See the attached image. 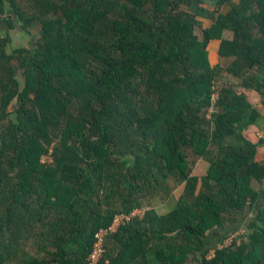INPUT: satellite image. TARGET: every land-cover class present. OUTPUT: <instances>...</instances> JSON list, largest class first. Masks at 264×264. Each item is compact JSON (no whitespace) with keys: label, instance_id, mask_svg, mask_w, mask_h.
Here are the masks:
<instances>
[{"label":"trees","instance_id":"1","mask_svg":"<svg viewBox=\"0 0 264 264\" xmlns=\"http://www.w3.org/2000/svg\"><path fill=\"white\" fill-rule=\"evenodd\" d=\"M13 20L39 24L31 48ZM2 24L0 264H89L136 208L96 264H264V114L242 91L264 105V0H0Z\"/></svg>","mask_w":264,"mask_h":264},{"label":"rangeland","instance_id":"2","mask_svg":"<svg viewBox=\"0 0 264 264\" xmlns=\"http://www.w3.org/2000/svg\"><path fill=\"white\" fill-rule=\"evenodd\" d=\"M226 8L227 7H225L224 9H226ZM9 13H10V15L13 16V14L10 11H9ZM12 18L14 19V17H12ZM209 24H210V21L203 20V27L208 26ZM5 31H8V28L6 25L2 24L0 26V35H3ZM28 31H29L28 33H25L22 29H20L17 22H15L13 20V29L9 30V35H10L11 40H12V46L13 47L31 48L33 46L35 38L39 36V24H35L31 28H29ZM197 33L200 34L199 28L197 29ZM223 37L224 38H231L232 34L226 32L223 34ZM217 44H218V42L213 43L212 44L213 47H211V49H210V56H209L210 57V63L213 66L219 65L222 69H225L226 66L229 65L230 61L229 60H221V59H219L218 56H216L214 54V52L216 51V48H217ZM18 79L20 81V78H18ZM222 82H225V81L220 79L219 82L216 84L215 88L220 86V84ZM261 133H263V132H261ZM261 149H263V148H261ZM188 160L190 162V167H191L192 173L197 174V175H202L205 173V170L207 167L206 161H204L203 159L197 158L192 153H188ZM181 191H182V185H177L176 187H174L171 196H167V197L161 196V197L154 198L152 200L153 206H155L160 213L167 211L168 209H170L172 207V205H174L175 199L177 196H179ZM243 225H244V221L241 224H239V227L234 232L236 235L242 234L245 231L243 228ZM214 241H212V243ZM28 250L30 252H33L34 249L32 247L31 248L29 247ZM211 254H212V251H210L209 255H211ZM191 264H197V260L193 261Z\"/></svg>","mask_w":264,"mask_h":264},{"label":"built area","instance_id":"3","mask_svg":"<svg viewBox=\"0 0 264 264\" xmlns=\"http://www.w3.org/2000/svg\"><path fill=\"white\" fill-rule=\"evenodd\" d=\"M41 160L50 162L51 157L49 154H45ZM145 208H136L133 209L130 213H118L114 216L112 219V222L108 226V228L100 229L96 233L97 241L94 245L93 250L90 252V254L87 257V261L89 264H96L100 256L103 252L102 242L103 238L108 232L115 231L121 224L125 223L126 221L130 220L134 216H142ZM228 242V240L225 241V244Z\"/></svg>","mask_w":264,"mask_h":264},{"label":"crops","instance_id":"4","mask_svg":"<svg viewBox=\"0 0 264 264\" xmlns=\"http://www.w3.org/2000/svg\"><path fill=\"white\" fill-rule=\"evenodd\" d=\"M239 0H232L233 3H237ZM226 33V32H224ZM230 33V32H228ZM232 34V33H231ZM233 37V35H232ZM231 38H226V39H232ZM218 42V41H212L210 42L209 46H208V57L210 56V49L211 47H213V43ZM218 46H219V42L217 44V48L216 51L214 52V54L216 56H218L217 51H218ZM220 59V58H219ZM222 60V59H221ZM209 62H210V57H209ZM211 64V63H210ZM212 65V64H211ZM213 66V65H212ZM250 75L252 76H257L258 79L260 80H264V69L263 70H253L250 72ZM227 80H231V82H233L234 84L239 85L241 83V78L238 77H234L231 76L229 79ZM238 80V81H237ZM243 93L249 98V100L251 102L254 103L255 106L258 107V110L260 111L261 114H264V105L261 103V99L260 96L257 92L253 91V90H245L242 89ZM253 99V100H252ZM246 137H248L249 139H251L252 141H257L258 137H260L262 135L261 131L258 129V127L256 125H250V127L248 128L247 132H245ZM261 153H263V150H261Z\"/></svg>","mask_w":264,"mask_h":264}]
</instances>
